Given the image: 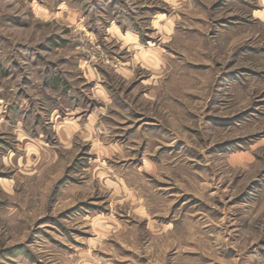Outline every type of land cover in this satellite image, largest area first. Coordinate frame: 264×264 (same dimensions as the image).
I'll return each mask as SVG.
<instances>
[{
    "label": "rangeland",
    "instance_id": "rangeland-1",
    "mask_svg": "<svg viewBox=\"0 0 264 264\" xmlns=\"http://www.w3.org/2000/svg\"><path fill=\"white\" fill-rule=\"evenodd\" d=\"M0 264H264V0H0Z\"/></svg>",
    "mask_w": 264,
    "mask_h": 264
},
{
    "label": "crops",
    "instance_id": "crops-1",
    "mask_svg": "<svg viewBox=\"0 0 264 264\" xmlns=\"http://www.w3.org/2000/svg\"><path fill=\"white\" fill-rule=\"evenodd\" d=\"M128 70H125V73ZM83 127L80 123L77 121L68 119L61 122L59 125H57L54 128V131L56 133V137L58 138L59 142L62 143H68L71 141L73 136L77 133H80L79 136H81L82 133H86L85 130H82Z\"/></svg>",
    "mask_w": 264,
    "mask_h": 264
}]
</instances>
